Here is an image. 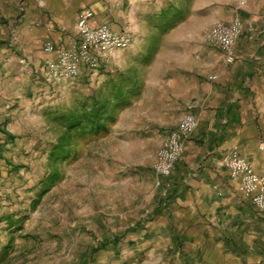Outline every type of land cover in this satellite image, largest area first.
<instances>
[{"label":"crops","instance_id":"obj_1","mask_svg":"<svg viewBox=\"0 0 264 264\" xmlns=\"http://www.w3.org/2000/svg\"><path fill=\"white\" fill-rule=\"evenodd\" d=\"M146 1L36 0L34 14L22 12L19 2L6 0L0 15V40L10 44L0 50V136L10 132L15 139L12 144L23 145L18 141L29 126L26 115L35 106L49 110L50 98L63 93L81 92L91 97L95 91L98 93L105 88L110 77V89L119 85L131 91L120 120L128 114L150 120L152 110H148L155 103L170 100L163 107H154L166 114L178 107L177 120L161 127V146L169 132L177 128L183 114L191 112L198 119L196 131L185 141L186 159L170 176L162 177L166 185L173 180L172 186L135 191L130 197L137 203L134 213L114 210L119 216V228L124 231L111 236L112 244L142 247L136 248L141 252L139 256L159 257L157 263L152 264H168L170 257H222L218 253L211 255L210 248L214 244H228V232L238 227L240 216L250 215L252 210L245 204L251 201L240 190V180L223 166L224 155L238 147L255 171L264 174V24L255 23V27L250 24L251 28H245L238 41L236 61L225 60L223 65L214 68L210 60L180 59L158 44L154 38L165 36L168 29L165 23L161 26L152 23V42L147 41L142 46L137 40L141 33L136 32L135 19L148 15V19L156 17L158 20L166 13L162 0H156V9L152 0ZM262 2L264 5V0ZM85 9L94 12L90 19L93 26L108 24L116 31L131 29L132 42L127 48L100 53L102 60L96 69L82 66L78 77L54 80L49 75L47 62L55 58V54L47 52L45 44L52 41L70 46L76 41L78 17ZM261 22L264 23V18ZM25 50H33L35 55L31 71L21 56ZM144 55L146 58L142 60ZM139 64L146 66L144 72L157 66L164 72L155 83L164 88L159 87L153 96L150 89L147 90L152 80L145 81L134 73ZM24 71H29L35 84L26 83ZM31 93L32 98L26 97ZM136 102L144 107H140L141 114L133 115ZM120 120L116 126L121 125ZM134 126L140 125L130 123L127 128ZM140 195H143L142 200L138 199ZM6 226L7 223L0 222V264L21 261L23 264L24 258L15 263L13 257H3L9 240L8 231H3ZM81 258V264H105L99 258L96 262L90 261L92 257ZM121 258L125 261L127 257ZM48 261L51 260L48 258L40 264H49Z\"/></svg>","mask_w":264,"mask_h":264},{"label":"rangeland","instance_id":"obj_2","mask_svg":"<svg viewBox=\"0 0 264 264\" xmlns=\"http://www.w3.org/2000/svg\"><path fill=\"white\" fill-rule=\"evenodd\" d=\"M5 1L0 0V15L4 12ZM14 1L23 7L22 12L31 11L36 14V0ZM148 1L150 0L146 2ZM152 2L153 9H156V0ZM162 2L165 4L162 9L169 10V13L164 12L166 16L163 15L160 20L156 17L148 19V15H143L145 19L143 16L135 19L134 24L138 29L136 32L141 33L137 40L144 46L143 44L152 39L151 26H161L173 20L174 24L164 32L165 36L154 40L180 59L187 60L186 58L190 57L196 61L210 60L214 68L226 62L222 50L207 38L208 31L216 22H231L239 18L243 30L251 28L250 24L253 27L256 26L255 23L264 24L261 22L264 18L262 0ZM77 30L79 38L70 46L57 43L56 45L73 47L80 39L78 23ZM124 30L132 33L129 28L119 31ZM8 45L6 41L0 40V50ZM32 51L25 50V54L23 52L21 55L29 71L35 59ZM96 56V65L83 66L98 68L102 58L100 54ZM145 58L146 55L142 60ZM145 67L139 64L134 73H138L145 81L152 80L147 90L150 89L149 93L153 96L159 87L164 88L155 85L164 72L159 66L152 71L147 68L144 72ZM29 71H24L26 83L33 85L36 80L28 74ZM79 75L80 73L76 77ZM29 77H32V80ZM110 79L112 78H109L105 88H101L103 97L109 95L111 90ZM27 95L26 97L32 98L33 93ZM88 98L81 92L63 93L50 98L49 110L35 106V109L26 115V124L29 126L18 141H22L23 145L12 144L15 139L14 134L10 132H4V135L0 136V222L8 224L6 228L3 227V231H8V242L14 238L9 257H13L15 263L24 258L23 264H40L49 258V264H81V257H92V262L99 258L104 260L105 264L157 263L159 257H148L144 254L139 256L138 253L141 252L136 248L142 247L112 244L111 236L124 231L119 228V216L114 214V210L134 213L137 203L130 197L135 191L159 190L174 184L172 180L167 181V185L162 182L159 186L158 179H163L156 174L154 164L163 139L161 127L167 125L168 121L177 120L178 105L166 114L154 107H163L164 104H169L170 100L155 103L150 110L147 108L148 111L152 110L149 113L150 120L137 119L130 114L120 120L123 108L106 132L81 139L78 155L66 159L60 156V159L54 162L53 149L59 134V121L54 117L69 113L75 106L88 101ZM144 104L146 108L147 103ZM133 106V115L141 114L144 105L136 102ZM119 120L121 125L116 126ZM130 123L140 126L128 129ZM185 159L186 152L173 171ZM51 176L54 184L47 189ZM143 195L138 199L142 200ZM245 204L252 208L250 215L240 216L241 223L228 232V244H214L210 248L211 255L218 253L222 257H170L168 264H264V211L251 202ZM121 257L127 258L123 261Z\"/></svg>","mask_w":264,"mask_h":264},{"label":"built area","instance_id":"obj_3","mask_svg":"<svg viewBox=\"0 0 264 264\" xmlns=\"http://www.w3.org/2000/svg\"><path fill=\"white\" fill-rule=\"evenodd\" d=\"M94 16L91 9L80 12L78 28L79 42L73 47L59 46L48 41L45 50L54 53L55 58L47 62L51 78L57 81L76 77L83 65H96V54L112 52L116 49L127 48L132 42L128 31H116L107 24L93 26L90 19ZM243 33L241 19L231 22L218 21L208 31L210 43L219 47L227 62L237 59L236 45ZM216 77V76H213ZM198 127L197 117L185 113L176 129L169 132L163 145L157 152L154 169L158 177H168L173 173L177 162L185 152V141ZM222 164L233 177L240 180V190L259 210L264 211V174L255 171L253 165L240 154L238 147H233L222 159ZM157 184H162L159 178Z\"/></svg>","mask_w":264,"mask_h":264},{"label":"trees","instance_id":"obj_4","mask_svg":"<svg viewBox=\"0 0 264 264\" xmlns=\"http://www.w3.org/2000/svg\"><path fill=\"white\" fill-rule=\"evenodd\" d=\"M168 13L169 10L166 11V14ZM173 24L174 21L172 20L169 23L167 22L165 26L169 27ZM113 89L105 97L101 96V91L93 93L88 101L82 105L75 106L67 114L54 117L59 121V134L53 149V155L55 156L54 162H57L60 156L62 159L75 157L78 155V146L82 142L81 139L87 138L90 135L95 136L101 132H106L110 128V124L117 120L121 110L129 104L127 97L131 91H129L130 88H124L119 85ZM48 182L51 183L47 189L51 184H54L53 176L50 177ZM13 239L11 238L5 246L3 257H8L11 253Z\"/></svg>","mask_w":264,"mask_h":264}]
</instances>
